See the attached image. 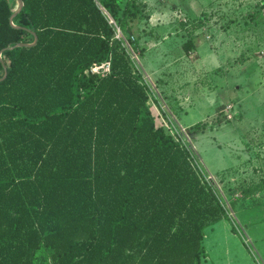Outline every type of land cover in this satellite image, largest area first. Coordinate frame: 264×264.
<instances>
[{
  "label": "trees",
  "instance_id": "16d2710c",
  "mask_svg": "<svg viewBox=\"0 0 264 264\" xmlns=\"http://www.w3.org/2000/svg\"><path fill=\"white\" fill-rule=\"evenodd\" d=\"M23 2L15 27L0 0V264H202L206 230L237 227L116 37L139 49L135 1Z\"/></svg>",
  "mask_w": 264,
  "mask_h": 264
},
{
  "label": "rangeland",
  "instance_id": "374dc122",
  "mask_svg": "<svg viewBox=\"0 0 264 264\" xmlns=\"http://www.w3.org/2000/svg\"><path fill=\"white\" fill-rule=\"evenodd\" d=\"M134 1L129 33L154 112L168 116L227 197L237 195L227 205L237 231L227 218L208 228L202 264H264V0ZM189 33L201 43L186 53Z\"/></svg>",
  "mask_w": 264,
  "mask_h": 264
},
{
  "label": "built area",
  "instance_id": "2783aa9c",
  "mask_svg": "<svg viewBox=\"0 0 264 264\" xmlns=\"http://www.w3.org/2000/svg\"><path fill=\"white\" fill-rule=\"evenodd\" d=\"M116 28H117V31H116V37L117 38H119V39H121L122 40V42H123V45L125 46V48L127 49V51L130 53V55H131V57H132V59H133V61L136 63V65L138 66V67H140L143 71H144V69L142 68V65L139 63V61H138V56H137V51L133 48V46H132V44H131V41L129 40V38L122 32V30L120 29V27H118V26H116ZM132 39H134V37L132 36L131 37ZM110 70H111V63H110V61H105V62H103V63H101V64H94L92 67H91V71L92 72H96V73H99V74H102V75H105L106 73H108V72H110ZM144 74H145V78L147 79V81H149V75L148 74H146V71H144ZM153 89V88H152ZM154 91V90H153ZM160 94V93H159ZM161 95V94H160ZM152 102H153V104L155 105V103H154V101H153V99H152ZM161 117H162V119H163V121L166 123V125L168 126V127H170L169 126V124L167 123V121L165 120V118L161 115ZM191 148H192V146H191ZM206 167V166H205ZM204 169H207V171H206V175H207V178L208 179H210V180H212L216 185H217V187H218V189L220 190V192L223 194V196H224V198H225V202H226V204L229 206V207H231L230 206V204H229V201L227 200V198H226V195L224 194V191H223V189H222V187H221V185L219 184V182L217 181V178H216V176L206 167V168H204Z\"/></svg>",
  "mask_w": 264,
  "mask_h": 264
},
{
  "label": "water",
  "instance_id": "95a60500",
  "mask_svg": "<svg viewBox=\"0 0 264 264\" xmlns=\"http://www.w3.org/2000/svg\"><path fill=\"white\" fill-rule=\"evenodd\" d=\"M19 1V8L11 15L10 17V20H11V23L15 26V27H18L17 25L14 24L13 22V19L14 17L19 13V11L23 8L24 6V2L23 0H18ZM35 34V33H34ZM38 41V37L35 35V40L31 43H28V42H19L17 43L15 46L13 47H9V48H14V47H21V46H34ZM7 75V71H5V75L1 78V79H4ZM0 79V80H1Z\"/></svg>",
  "mask_w": 264,
  "mask_h": 264
},
{
  "label": "crops",
  "instance_id": "0c3cea01",
  "mask_svg": "<svg viewBox=\"0 0 264 264\" xmlns=\"http://www.w3.org/2000/svg\"><path fill=\"white\" fill-rule=\"evenodd\" d=\"M199 49V48H198ZM199 51V50H198Z\"/></svg>",
  "mask_w": 264,
  "mask_h": 264
}]
</instances>
